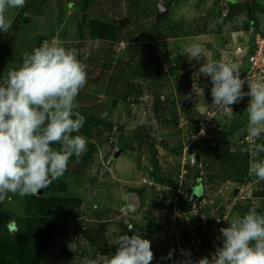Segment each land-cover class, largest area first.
<instances>
[{
    "label": "rangeland",
    "instance_id": "374dc122",
    "mask_svg": "<svg viewBox=\"0 0 264 264\" xmlns=\"http://www.w3.org/2000/svg\"><path fill=\"white\" fill-rule=\"evenodd\" d=\"M94 1L26 0L25 7L9 9L11 27L7 33L0 31V83L8 71L21 66L25 52L44 41L55 37L62 45L61 40L80 38L79 25L98 17ZM132 2L137 11L128 24L135 38L117 48L120 56L130 58L126 88L99 102L78 103L85 117L78 134L86 137L87 151L70 159L54 189L38 193L80 201L66 235L51 239L42 264H83L85 258L104 264V256L115 254L116 238L134 234L127 230L129 223L151 241L152 264H179L185 258L182 249L191 252L196 264L202 257L211 258L221 244L219 229L233 216L264 212V181L249 170L245 176L243 168H249L250 160L264 159L247 135L250 97L231 105L232 112L217 110L210 77L198 73L206 60H224L239 65L241 79L264 83V66L252 69L247 62L254 35L264 33V0ZM161 5L167 9L162 17ZM119 9L113 8L115 17L121 15ZM251 20L256 23L251 25ZM109 21L117 22L107 17ZM196 46L202 56L191 59ZM248 90L246 83L243 91ZM117 147L122 149L113 166L105 167L103 162ZM228 153H241L248 161L227 168ZM25 198L9 193L0 202V264L13 259L4 254L5 248L17 246L15 235L27 230ZM70 242L77 244L74 253Z\"/></svg>",
    "mask_w": 264,
    "mask_h": 264
},
{
    "label": "clouds",
    "instance_id": "9594fccd",
    "mask_svg": "<svg viewBox=\"0 0 264 264\" xmlns=\"http://www.w3.org/2000/svg\"><path fill=\"white\" fill-rule=\"evenodd\" d=\"M25 4L26 0H0V31L7 33L11 27L8 10ZM189 54L199 59L202 49L196 46ZM78 57L76 48L44 41L31 53L25 52L21 66L8 71L0 83V202L9 193L38 195L65 174L73 156L79 159L87 151L86 137L78 134L85 117L77 110V97L87 84V64ZM198 73L210 77L217 110L232 112L231 105L250 97L245 111L247 135L255 151L264 153V142H257L264 137V83L241 79L239 65L224 60H206ZM249 174L264 181V159L250 160ZM227 225L219 229L221 244L211 258L202 257L196 264H264V212L250 210L233 216ZM127 230L134 234L117 237L115 254L104 256V264H152L151 241L136 234L131 223ZM76 247V242L68 244L73 253ZM180 254L185 258L179 264H192L190 251L182 249ZM83 264L97 261L85 258Z\"/></svg>",
    "mask_w": 264,
    "mask_h": 264
},
{
    "label": "trees",
    "instance_id": "16d2710c",
    "mask_svg": "<svg viewBox=\"0 0 264 264\" xmlns=\"http://www.w3.org/2000/svg\"><path fill=\"white\" fill-rule=\"evenodd\" d=\"M96 18L90 17L87 25L85 23L79 25V36L81 34L80 31L83 33L81 34L82 37L80 36L78 39L84 40V34L86 33V37L91 36L93 39L118 41L122 31L120 22H106ZM255 23V20H251V25ZM134 38L135 36L132 35V40ZM129 39L131 38L129 37ZM254 52L255 47L253 46L250 54ZM92 123L94 125L106 124L104 121H93ZM121 149V147L114 148L113 156L116 157ZM229 153L226 155L228 160L227 168H240L248 161V158L242 156L241 153ZM262 155L264 156V153ZM247 166L243 167L246 168L244 171L245 176L249 170ZM54 182V185H50L49 188L54 189L60 183L56 180ZM195 191L196 189H193L192 195ZM260 196L264 198V192H261ZM25 199L28 206L27 230L25 234L17 233L15 235V239L18 242L17 246L5 248L4 254H9L13 259L9 261H4L3 259L2 264H42L51 239L57 235H66L69 228L68 225L74 219L80 204L78 199L67 197L56 199L54 196V198L48 199L36 195L27 196ZM50 215H53V218H50ZM0 220L2 222L3 217H0ZM39 226L40 228H38Z\"/></svg>",
    "mask_w": 264,
    "mask_h": 264
},
{
    "label": "crops",
    "instance_id": "0c3cea01",
    "mask_svg": "<svg viewBox=\"0 0 264 264\" xmlns=\"http://www.w3.org/2000/svg\"><path fill=\"white\" fill-rule=\"evenodd\" d=\"M131 3L135 2L132 0H98L96 2L99 6L96 19L107 21V17H111L117 21L115 23L120 22L122 31L118 41L93 39L91 36H87L84 40H61V46L76 48L79 52L78 58L87 64V84L77 97L79 104H90L92 100L99 102L103 100V97L117 96L125 90L131 72V63L127 54L122 56L118 54L117 48L132 43L134 28L128 24V21L132 19V14L137 9L134 8L136 4L132 6ZM116 7L120 8L119 17H115V13L112 12ZM55 39V37L52 38V41ZM99 96L101 99H97Z\"/></svg>",
    "mask_w": 264,
    "mask_h": 264
},
{
    "label": "built area",
    "instance_id": "2783aa9c",
    "mask_svg": "<svg viewBox=\"0 0 264 264\" xmlns=\"http://www.w3.org/2000/svg\"><path fill=\"white\" fill-rule=\"evenodd\" d=\"M253 46L255 47V52L249 55V58L247 60L248 65H251L252 69H256V67H263L264 66V33H257L254 35ZM103 163H105V167L111 168L114 164L113 154ZM193 206L195 208L196 203H194Z\"/></svg>",
    "mask_w": 264,
    "mask_h": 264
},
{
    "label": "water",
    "instance_id": "95a60500",
    "mask_svg": "<svg viewBox=\"0 0 264 264\" xmlns=\"http://www.w3.org/2000/svg\"><path fill=\"white\" fill-rule=\"evenodd\" d=\"M166 10H167V9H166L165 6H163V5L160 6V17L163 16V14H164V12H165Z\"/></svg>",
    "mask_w": 264,
    "mask_h": 264
}]
</instances>
